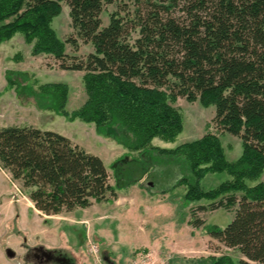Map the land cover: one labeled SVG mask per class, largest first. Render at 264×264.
Segmentation results:
<instances>
[{
  "label": "trees",
  "instance_id": "16d2710c",
  "mask_svg": "<svg viewBox=\"0 0 264 264\" xmlns=\"http://www.w3.org/2000/svg\"><path fill=\"white\" fill-rule=\"evenodd\" d=\"M63 2L73 28L66 40L53 26ZM110 4L116 9L103 25ZM17 32L33 55L52 54L62 69L85 72L81 107L66 108L70 87L64 82L29 86L36 107L93 122L130 152L151 147L165 154L182 171L173 187L185 184L188 201L206 199L210 209L234 211L227 226L208 230L243 257L236 262L222 255L213 264H264V0H0V42ZM66 43L75 50L90 43L93 51L70 55ZM179 96L215 105L218 131L242 140L236 160L227 158L213 132L175 148L151 144L155 137L174 141L184 129L173 105ZM0 165L48 215L118 195L100 156L31 124L0 128ZM218 171L230 177L204 188L206 175Z\"/></svg>",
  "mask_w": 264,
  "mask_h": 264
},
{
  "label": "rangeland",
  "instance_id": "374dc122",
  "mask_svg": "<svg viewBox=\"0 0 264 264\" xmlns=\"http://www.w3.org/2000/svg\"><path fill=\"white\" fill-rule=\"evenodd\" d=\"M115 9V4L106 6L102 13L103 25L109 22V13ZM53 26L62 39L66 40L73 33L70 7L66 2H63L61 13L54 18ZM31 49L32 45L25 41L21 32L0 42V128L31 124L57 131L72 138L89 152L100 156L111 174V182L117 184V190L123 194L132 192L133 183L152 188L156 194L155 200L161 201L154 204L155 207L166 206L167 212H157L150 217H154L158 223H171L170 228L166 230L168 235L174 230L173 225L177 224L179 228L176 232H182L183 239L189 240L181 248L152 245L146 249L157 250L160 256L168 258V264H213L212 258L222 255H229L238 262L243 257L242 253L237 248L227 246L208 230V225L212 224L227 226L234 218V211L224 207L210 209V200L206 199L188 201L185 197V184L173 187L182 171L165 154L151 147L143 151V154L139 151L130 152L111 137L99 134L93 122L81 119L71 121L55 111L36 107L34 97L28 91L29 86L38 89L40 84L47 82L67 83L70 88L66 108L69 111L81 107L87 99V93L83 79L84 71L62 69L61 61L54 55H33ZM66 51L70 55L83 57L93 51V46L90 43L81 44L79 49L75 50L70 43H66ZM9 71L12 72L9 74ZM173 105L183 116L184 129L174 141L153 138V146L175 148L186 141L200 138L207 132H213L220 135L229 160H236L241 155V138L226 131H218L213 121L215 105L205 106L199 100L190 101L184 96H179ZM187 173L190 174L189 170ZM229 177L227 171L211 172L203 179L202 185L206 189L212 188ZM201 206L206 208L202 209ZM71 215L68 212L48 215L35 209L33 202L22 191L20 183L13 180L10 173L0 165V264H23L21 256L25 251L24 243L60 251L69 256L75 264H96L88 253V238H93L99 244L101 255L108 264H116L109 256L111 253L113 255V252L105 251V246L99 238L96 239L89 230V223L83 221L85 230H88L85 238L83 227L80 223H75V218ZM195 220L200 222L195 223ZM108 222L111 223L112 219ZM109 227L110 243L114 244L117 250H122V243L129 242L136 233V229H130L131 225H126L123 233L114 222ZM140 241L144 245L147 238L143 237ZM9 247L15 251L14 257L7 255L6 249ZM175 248L183 251L177 252ZM141 252H145V249L137 250L130 258ZM29 264L33 263L29 261Z\"/></svg>",
  "mask_w": 264,
  "mask_h": 264
},
{
  "label": "crops",
  "instance_id": "0c3cea01",
  "mask_svg": "<svg viewBox=\"0 0 264 264\" xmlns=\"http://www.w3.org/2000/svg\"><path fill=\"white\" fill-rule=\"evenodd\" d=\"M131 187L132 192L129 194H123L121 191L117 190L118 195L113 200L94 201L93 204L88 207H78L68 212L72 214L71 216H74L75 223H80L83 227L85 232L84 237L87 238L88 232V230H85L86 225H84V223L88 222L90 225L89 230L92 231L96 239L99 238L98 240L105 246V251H109L110 253L113 252V255L112 253L111 255L107 253V255H109L110 259L116 264H124L137 250L143 248L146 250L152 245L161 248H168L171 246V249L174 247H183V244L189 240L183 239L182 232L180 234L176 232V230H178L177 228H179L177 224L173 225L174 230L168 235L166 230L170 228L171 223H158L154 217H150L157 212H167L166 206H161L159 208L155 207L154 204L157 202L161 203V201L155 200V191H153L152 188H145L137 183H133ZM154 201L155 203H153ZM109 219H112V222L119 226L118 229L122 231V233L126 225H131L130 229H136L134 237L131 238L129 242L125 241V243H122V250L115 249L114 244L110 243L109 226L112 222H108ZM54 226L52 231L55 230ZM126 230H128V228ZM143 237L147 238V243H144V245H142L143 243L140 241ZM176 251L183 250H178L177 248Z\"/></svg>",
  "mask_w": 264,
  "mask_h": 264
},
{
  "label": "flooded vegetation",
  "instance_id": "af4514ba",
  "mask_svg": "<svg viewBox=\"0 0 264 264\" xmlns=\"http://www.w3.org/2000/svg\"><path fill=\"white\" fill-rule=\"evenodd\" d=\"M24 253L21 256L23 258V264H29V261L33 264H48V262H55L58 264H69L71 258L64 253L55 249H46L40 245H28L23 244Z\"/></svg>",
  "mask_w": 264,
  "mask_h": 264
},
{
  "label": "built area",
  "instance_id": "2783aa9c",
  "mask_svg": "<svg viewBox=\"0 0 264 264\" xmlns=\"http://www.w3.org/2000/svg\"><path fill=\"white\" fill-rule=\"evenodd\" d=\"M87 247L88 253L93 257L96 264H108L101 255L99 244L93 238H88ZM167 260L168 258L160 256L157 250L148 249L130 258L124 264H168Z\"/></svg>",
  "mask_w": 264,
  "mask_h": 264
},
{
  "label": "water",
  "instance_id": "95a60500",
  "mask_svg": "<svg viewBox=\"0 0 264 264\" xmlns=\"http://www.w3.org/2000/svg\"><path fill=\"white\" fill-rule=\"evenodd\" d=\"M6 253L9 257H14L16 255L15 251L12 248H7ZM69 264H73L72 262H69Z\"/></svg>",
  "mask_w": 264,
  "mask_h": 264
}]
</instances>
